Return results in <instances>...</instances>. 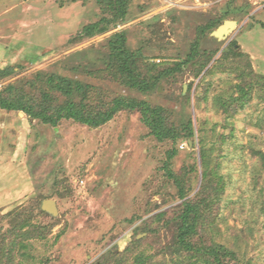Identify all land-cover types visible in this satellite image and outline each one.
<instances>
[{"label":"rangeland","instance_id":"374dc122","mask_svg":"<svg viewBox=\"0 0 264 264\" xmlns=\"http://www.w3.org/2000/svg\"><path fill=\"white\" fill-rule=\"evenodd\" d=\"M105 7L0 0V70L13 68L0 73L1 94L40 103L49 76L60 74L88 85L78 102L104 108L125 96L163 106L181 137L159 141L139 110L98 127L73 119L54 127L0 104V245L27 220L48 233L18 243L13 264H210L178 244L184 201L205 198L193 241L225 245L236 254L229 264H264V0H131L116 22ZM103 17L105 30L84 31ZM226 20L238 24L218 39ZM121 31L140 71L159 77L154 90L113 74L111 41ZM190 125L194 137L183 138ZM173 149L185 198L165 169ZM204 149L216 174L207 186L222 179L218 196L211 188L200 195ZM46 199L58 215L42 209Z\"/></svg>","mask_w":264,"mask_h":264},{"label":"trees","instance_id":"16d2710c","mask_svg":"<svg viewBox=\"0 0 264 264\" xmlns=\"http://www.w3.org/2000/svg\"><path fill=\"white\" fill-rule=\"evenodd\" d=\"M102 6L109 10L112 14V20L109 22L124 21L129 13V5L131 0H98ZM105 4H104V3ZM107 21V17H103L101 21L86 25L84 31L91 35L95 32H101L107 27L102 26V22ZM127 37L125 31L118 32L114 35L111 41V54L110 59L114 68V75L120 78V81L132 89H138L143 92H149L157 87L159 81L158 76L151 77L150 79L146 74L140 71L138 56L139 53L132 51L127 47ZM13 68L8 67L0 70L3 75H9ZM47 84L51 87V91L41 89L42 102L38 103L31 98L25 96L17 97L15 99H7L3 97L0 92V104L3 108L9 110H22L31 119H38L45 124H51L57 127L63 119H73L77 122L85 123L90 126L98 127L106 122L112 120L115 115L125 109L139 110L142 114L143 122L149 127L150 132L159 141H165L166 139L177 140L181 137V133L178 132V128L169 124L167 110L163 106L153 105L148 99H139L131 97H116L106 107H96L85 103L84 101H76L77 94L85 93L88 90L87 86L82 81L75 80L71 77L63 76L60 74H51L47 79ZM51 92V93H50ZM59 93L65 96V100L57 99L52 93ZM192 125V124H191ZM184 126L183 138H193L194 130L192 126ZM176 149L168 151V158L165 163V169L168 175L174 179L180 189V197L185 198L187 196V190L179 177L171 169V160L176 155ZM202 161L205 168L204 176L206 181L203 183L202 192L203 195L208 188H211V192L220 195L223 186L221 176L218 175L220 182H215L214 185L207 186V182L210 175H216L214 172H210L209 160L207 153L202 150ZM208 176V177H207ZM218 179V180H219ZM208 180V181H207ZM205 198L201 201L198 200H185L184 207L179 215L182 224L179 229L178 244L180 247L188 253L192 259L199 261L197 258H204L210 264H229L228 257H235V252L227 248L223 244L214 245H198L193 241L194 235L197 233V224L201 217L200 208L204 204ZM205 205V204H204ZM30 226V227H29ZM18 234V229H24ZM11 234L10 245L4 247L5 238H2V245H0V259L3 256H7L8 260L6 264H13L15 256L12 254L18 246V243L24 242L23 246L27 245L33 237H46L47 231L41 226L29 224L27 220L18 223L13 229ZM190 259L191 261H193ZM140 264H145L144 260H140Z\"/></svg>","mask_w":264,"mask_h":264},{"label":"water","instance_id":"95a60500","mask_svg":"<svg viewBox=\"0 0 264 264\" xmlns=\"http://www.w3.org/2000/svg\"><path fill=\"white\" fill-rule=\"evenodd\" d=\"M237 24L238 21L236 20H226L213 32V35L218 39H226L230 32H232L237 26ZM42 209L54 216L58 215L59 213L58 204L54 199L44 200L42 203Z\"/></svg>","mask_w":264,"mask_h":264}]
</instances>
